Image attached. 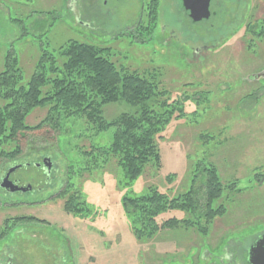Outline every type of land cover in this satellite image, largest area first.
<instances>
[{
	"label": "rangeland",
	"instance_id": "374dc122",
	"mask_svg": "<svg viewBox=\"0 0 264 264\" xmlns=\"http://www.w3.org/2000/svg\"><path fill=\"white\" fill-rule=\"evenodd\" d=\"M149 1L0 0V71L10 51L29 78L44 50L56 55L69 40L87 42L110 47L120 66L157 68L172 96L184 99L185 110V117L172 119L158 138L160 169L149 166L127 183L112 159L76 177L87 202L77 216L64 208L57 182L67 159L78 157L76 146L107 145L115 128L87 132L88 125L75 120L67 123L66 134L45 127L22 137L25 161H17L10 180L45 190L4 191L9 170L0 171V264H249L251 245L264 235V78L253 75L264 70V0H212L210 17L199 22L188 17L183 0H160L154 20ZM141 16L143 34L136 32ZM202 44L206 47L198 52L191 47ZM132 109L118 101L104 107V116L111 120ZM46 114L47 108H37L27 123L35 125ZM49 146L59 148L55 159L44 151ZM49 156L50 175L43 164ZM205 163L218 168L224 190L215 207L224 205L225 213L206 234L198 229L206 223L200 209L202 218L193 226L162 229L152 240L140 241L124 196L150 186L171 195L188 191L195 165L201 171ZM199 174L196 188L204 202ZM34 200L39 203H28ZM168 216L193 218L182 211ZM16 217L27 221L15 222Z\"/></svg>",
	"mask_w": 264,
	"mask_h": 264
},
{
	"label": "trees",
	"instance_id": "16d2710c",
	"mask_svg": "<svg viewBox=\"0 0 264 264\" xmlns=\"http://www.w3.org/2000/svg\"><path fill=\"white\" fill-rule=\"evenodd\" d=\"M159 2H148L149 15L154 20L158 16ZM142 25L140 22L136 32L143 34L139 31L147 28ZM253 31L251 28L250 32ZM110 52V47L69 40L56 55L44 50L37 70L29 78L12 51L6 55L0 71V171L9 170L18 164L17 161H25L21 139L34 131L48 127L65 133L67 123L75 120L86 123L87 132L115 128L109 144H91L89 148L76 146L78 157L67 159L58 197L65 198L64 208L76 216L87 206L76 177L91 174L112 163V159L122 168L127 183L144 174L149 166L160 169L158 138L172 119L185 117L184 99L172 96L157 68L120 66L112 60ZM58 58H63L61 64ZM118 101L130 104L133 109L107 120L104 107ZM37 108H47V114L37 124L30 125L27 118ZM79 137L89 139L86 135ZM46 150L55 159L59 148L49 146ZM51 156L45 158L52 161ZM195 166L193 186L188 191L171 195L150 186L142 194L124 196L123 204L131 220L132 232L140 241L152 240L162 229L180 224L193 226V220L202 218L200 209H205L206 223L198 229L206 234L213 220L225 213L224 205L215 207L224 190L217 166L205 163L201 171L198 164ZM60 171L63 174V170ZM200 172L203 174L204 202H200L202 199L196 188ZM173 211L185 212L193 218L168 216ZM12 219L8 222L27 221L26 217Z\"/></svg>",
	"mask_w": 264,
	"mask_h": 264
},
{
	"label": "water",
	"instance_id": "95a60500",
	"mask_svg": "<svg viewBox=\"0 0 264 264\" xmlns=\"http://www.w3.org/2000/svg\"><path fill=\"white\" fill-rule=\"evenodd\" d=\"M211 0H183V6L185 8L186 14L190 16L195 21H200L202 19H208L211 15L210 11ZM51 159L44 158L43 164L44 168H51ZM38 167L40 164H36ZM20 165L14 166L9 169L7 174L3 178L1 187L14 193L17 191L26 192L30 189V186L20 187L15 184V182L10 180V175L13 171L16 170ZM248 263L249 264H264V235L261 236L255 244L251 246L248 254Z\"/></svg>",
	"mask_w": 264,
	"mask_h": 264
},
{
	"label": "flooded vegetation",
	"instance_id": "af4514ba",
	"mask_svg": "<svg viewBox=\"0 0 264 264\" xmlns=\"http://www.w3.org/2000/svg\"><path fill=\"white\" fill-rule=\"evenodd\" d=\"M212 1V0H211ZM183 8H184V6H183ZM184 10H185V8H184ZM190 19H192L190 16H188ZM143 19V17L141 16L140 17V21L138 20V22H139V25H140V22H141V20ZM193 20V19H192ZM202 20H206V19H202ZM202 20H200V21H202ZM194 22H197V21H194ZM199 22V21H198ZM138 24H137V27L139 26ZM161 31H163V32H166V28L163 26L162 27V29H161ZM172 35V34H171ZM171 35L169 34L168 35V37L170 38L171 37ZM172 37H174V35H172ZM170 40V39H169ZM192 48H194L195 49V51L196 52H198L201 48H204V47H206L204 44H202L201 46H197V47H193V46H191ZM256 78H260V79H262V78H264V70H263V72L262 73H254L253 74ZM249 78H251V77H249ZM45 157H43V159H44ZM53 169H54V164H53V162L51 163V168L48 170L47 168H46V170H45V172L48 174V175H50L51 173H52V171H53ZM57 170V169H56ZM12 181H14V180H12ZM52 184V183H51ZM52 185H54V184H52ZM60 187V181H58L57 182V188H59ZM56 188V187H55ZM48 190H51V191H53V189H54V187L53 186H49L48 188H47ZM4 191H5V189H3ZM42 190H45V188L43 189V188H37V189H29L28 191H26V192H36L37 194H40V193H42ZM7 192V191H6ZM21 192V191H20ZM29 204H38L39 203V201H37V200H34V201H30V202H28ZM255 244V242H253V244L252 245H254ZM251 245V246H252Z\"/></svg>",
	"mask_w": 264,
	"mask_h": 264
}]
</instances>
